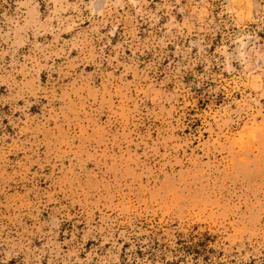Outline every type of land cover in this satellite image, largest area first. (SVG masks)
<instances>
[{"label":"rangeland","instance_id":"374dc122","mask_svg":"<svg viewBox=\"0 0 264 264\" xmlns=\"http://www.w3.org/2000/svg\"><path fill=\"white\" fill-rule=\"evenodd\" d=\"M0 264H264V0H0Z\"/></svg>","mask_w":264,"mask_h":264}]
</instances>
